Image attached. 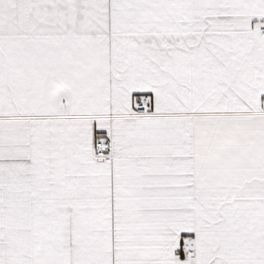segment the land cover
I'll return each instance as SVG.
<instances>
[{
	"label": "snow or ice",
	"instance_id": "obj_1",
	"mask_svg": "<svg viewBox=\"0 0 264 264\" xmlns=\"http://www.w3.org/2000/svg\"><path fill=\"white\" fill-rule=\"evenodd\" d=\"M0 264H264V0H0Z\"/></svg>",
	"mask_w": 264,
	"mask_h": 264
}]
</instances>
